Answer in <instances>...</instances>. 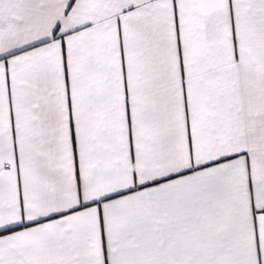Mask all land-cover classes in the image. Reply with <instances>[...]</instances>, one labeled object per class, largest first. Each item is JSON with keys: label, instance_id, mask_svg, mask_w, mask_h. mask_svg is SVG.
<instances>
[{"label": "snow or ice", "instance_id": "obj_1", "mask_svg": "<svg viewBox=\"0 0 264 264\" xmlns=\"http://www.w3.org/2000/svg\"><path fill=\"white\" fill-rule=\"evenodd\" d=\"M0 264H264V0H0Z\"/></svg>", "mask_w": 264, "mask_h": 264}]
</instances>
